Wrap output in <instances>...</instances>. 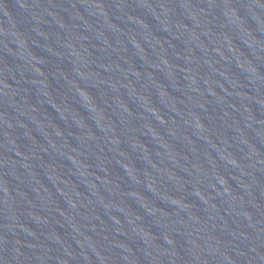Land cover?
<instances>
[{"label": "water", "instance_id": "obj_1", "mask_svg": "<svg viewBox=\"0 0 264 264\" xmlns=\"http://www.w3.org/2000/svg\"><path fill=\"white\" fill-rule=\"evenodd\" d=\"M0 264H264V0H0Z\"/></svg>", "mask_w": 264, "mask_h": 264}]
</instances>
